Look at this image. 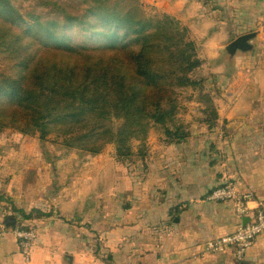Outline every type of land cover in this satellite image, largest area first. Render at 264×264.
<instances>
[{
	"label": "crops",
	"instance_id": "0c3cea01",
	"mask_svg": "<svg viewBox=\"0 0 264 264\" xmlns=\"http://www.w3.org/2000/svg\"><path fill=\"white\" fill-rule=\"evenodd\" d=\"M162 1L141 0L155 5ZM203 2L173 0V10L170 2L164 7L168 15L178 20L186 18L184 25L191 29L195 22H216L217 14ZM235 23L238 18L223 23L225 28L215 34H231ZM257 24L254 31L258 32L255 41L258 55L237 52L229 57L235 63V71L244 70L241 68L249 64L255 68L252 60L257 58L254 82L257 91L238 93L236 99L240 101L233 102V108H230L232 94L225 93L223 96L227 98L219 100L221 107L213 112L205 111L206 117L201 110L190 111L189 115L192 112L203 118L211 116L214 124L208 125L206 119L187 123L190 135L180 143H167L164 138L159 141L150 132L148 156L132 165V173L123 171L118 175L107 150L95 158L73 160V171L61 174L67 181L62 193L57 195L58 199L65 198V206L60 210L71 229H64L62 221L53 215L31 220L35 221L38 236L28 258L21 251L15 229L6 223V211L10 207L9 197L23 209L21 213L38 209L31 198L39 191L26 188L27 174L20 176L28 166L24 160L26 145L23 142L18 150H13L9 166L18 175L4 185L6 173H0V199H3L0 201V264H264V233L242 261L235 258L233 250L202 253L206 242L233 233L238 225L233 203L206 199L212 190L231 183L239 192L252 193L264 204V2ZM247 33L251 31L242 35ZM225 46H219L216 51L224 55ZM211 57L216 56H208ZM248 81L246 78L243 82ZM240 85L242 90L246 88ZM237 87L234 84L233 88ZM194 104L203 107L197 101ZM239 104L241 109H236L234 105ZM223 132H226L225 141L219 139ZM111 169L114 172L110 175ZM90 187L97 196L90 195ZM123 194H127L128 204H109L110 197L118 202ZM99 198H103L101 203ZM106 212L110 213L108 218ZM95 231L101 236L99 245L108 246L103 254L92 252L90 244L97 237Z\"/></svg>",
	"mask_w": 264,
	"mask_h": 264
},
{
	"label": "trees",
	"instance_id": "16d2710c",
	"mask_svg": "<svg viewBox=\"0 0 264 264\" xmlns=\"http://www.w3.org/2000/svg\"><path fill=\"white\" fill-rule=\"evenodd\" d=\"M203 1L211 9L214 0ZM74 28L89 41L75 43ZM0 50L16 70L0 75V133L13 129L41 142L54 135L66 150L92 156L115 144L117 161L131 166L147 158L151 128L174 120L179 90L197 85L192 74L205 63L188 27L169 15H146L129 0L47 21L0 0ZM22 214L24 221L42 218Z\"/></svg>",
	"mask_w": 264,
	"mask_h": 264
},
{
	"label": "rangeland",
	"instance_id": "374dc122",
	"mask_svg": "<svg viewBox=\"0 0 264 264\" xmlns=\"http://www.w3.org/2000/svg\"><path fill=\"white\" fill-rule=\"evenodd\" d=\"M14 5L20 10V12L24 15L34 14L35 16H39L42 20H61L66 13H71L74 15H83L87 14L90 8H98L101 6L106 5H113L116 0H12ZM131 6L142 7L146 15L151 17H163V15H168L165 12L166 7L164 5L170 2V10L174 9L173 0H163L158 5L154 3H146L144 4L141 0H129ZM264 0H214L213 6L211 9L214 11V14H217V19L215 21H208V24L201 22H195V24L191 27L190 31V38L194 40L201 49V53L199 52V56L201 59H207L205 61L204 67L197 70L195 73L192 74V78L197 81V85L195 87L189 86L186 88H182L179 90L178 93V103H179V110L177 115L175 116L174 120L169 122L167 125H154L150 132L154 138L157 140H163L172 143H180L183 140V136H189L190 131L186 130L187 123H195V120L200 119V121L205 120L206 123L214 124L212 121V117L209 116L208 118H203L200 116H195L192 112L189 115L190 111L201 110L206 117L205 111L213 112V110L217 109V107H221L220 99H226L223 96L225 93H231V98L233 101L231 102L230 108H233V102L240 101L236 99L238 93L249 92L254 93L257 91L254 86V82L256 80V71H257V58L252 60L256 66L253 68V64H249V66L245 65L243 68L244 70H234L235 63L234 61L230 60V54L228 51L225 50L224 55L222 52H217L219 46L228 45V43L234 41L239 35H242L248 31H254L258 29V17L261 14V5ZM204 3V2H203ZM211 3V2H210ZM209 3V4H210ZM168 7V9H169ZM120 8H127L126 5L123 3L121 4ZM169 16L175 18L182 26L186 21V18H178L172 14ZM221 17L227 18V21L220 20ZM238 18V23H235L231 28H233L228 35H221L222 28L226 26L223 23L228 24L231 20H235ZM249 24V28L247 25ZM187 27V26H186ZM230 28V29H231ZM247 28L246 30H244ZM220 31L218 34L216 32ZM70 34L74 36V42L77 44H85L89 41V37H84L83 33L80 31L79 28H74ZM249 34V33H247ZM246 35V34H245ZM204 44H208L207 46ZM99 43L94 44V46H98ZM256 43L254 41V46L251 48L250 51L254 53L253 56L258 55V50L256 49ZM204 50V51H203ZM219 50V49H218ZM3 51L0 50V75H11L14 76L16 74V70L14 68L15 63L10 61V57L3 54ZM216 56L208 58V56ZM251 61V62H252ZM236 69L237 66H236ZM255 71V72H253ZM249 79L247 83L243 81ZM232 84V85H231ZM234 84H237V88H233ZM240 84H244L246 86L245 89L242 90V86ZM230 88V89H229ZM228 89V90H227ZM214 99L215 101H213ZM195 101L201 103L203 105L202 109L199 105H195ZM236 109H241V105L238 106L234 105ZM224 108V107H223ZM114 127L118 128L120 125V121L114 120L113 122ZM149 132V133H150ZM149 137V134H148ZM148 139V138H147ZM219 139L225 141L226 139V132L219 134ZM24 142V143H23ZM61 140H58L54 135L50 136L46 141L41 142L38 136H23L17 131L13 129H6L4 132L0 133V173H6L4 175V185L9 183L10 178L14 177L12 170L10 171V161H11V154L13 150H18V146L23 143L22 145L25 146V157L24 160L27 161L26 164L28 165L25 169V172H22L20 176L27 174V189H36L39 193L34 197L31 198L34 203L38 206V209L33 208L32 210H28V212L32 213L34 217L41 216V213H37L36 210L40 212L52 213L57 219H60L61 225L64 229H71L67 224L66 217L62 216L60 207L64 208L65 206V198L58 199L57 195L62 193L64 190V179H62L61 174L64 175L70 174L74 167H73V160L76 162L78 158L87 160V158H95V156L86 154L80 150H66L61 145ZM138 141H134L132 143L133 151L137 154L138 153ZM147 146V142H146ZM148 150V148H146ZM107 150L110 153V156L113 159V168L116 166V172L120 175L123 171L128 173H132L134 171L133 166L131 165H123L117 161L116 158V145L109 144L104 151ZM101 154V153H100ZM136 159V156L135 158ZM110 163L112 160L109 158ZM133 165H136L137 162H129ZM107 167L106 169H108ZM10 171V172H9ZM108 172V171H107ZM114 172V169L109 171ZM117 175V174H116ZM119 178V177H118ZM227 180V179H226ZM25 182V180H24ZM63 182V184H61ZM233 183V182H232ZM36 185L37 187H34ZM16 189V185L14 186ZM93 187H90V195L97 196V192ZM120 193V191H117ZM33 195V193H31ZM103 198H99L100 202ZM105 198V203H106ZM3 201V199H0ZM113 203H122L124 205L128 204L127 194H123L120 196V200L115 202L113 198H109V204ZM9 209L6 211V216L14 217L16 222L18 220L19 224L23 221V225L29 227L30 230L37 231L35 227V221H24L25 215H23L19 210H23L18 208L17 205L14 203L12 197H9L8 202ZM13 205V206H12ZM14 208L18 210L17 212H13L11 209ZM107 208V207H106ZM36 211V212H35ZM14 213V214H13ZM28 213V214H30ZM107 218L109 217L110 213H105ZM97 214H95L96 218ZM93 218V217H92ZM33 220V219H32ZM96 220V219H95ZM17 222V227L19 224ZM15 229V236H17V232L24 229ZM25 232L29 230H24ZM65 231V230H64ZM97 231V230H96ZM94 232L97 237H94L93 243L90 244L91 248L93 249L94 255L103 254L105 250L108 249V246L99 245L100 242V234L98 235L97 232ZM92 233V232H90ZM38 233L36 232V236ZM93 235V234H90ZM20 244V243H19ZM34 242L30 247V252L33 248ZM22 253H24L23 247H21ZM26 256V255H25Z\"/></svg>",
	"mask_w": 264,
	"mask_h": 264
},
{
	"label": "built area",
	"instance_id": "2783aa9c",
	"mask_svg": "<svg viewBox=\"0 0 264 264\" xmlns=\"http://www.w3.org/2000/svg\"><path fill=\"white\" fill-rule=\"evenodd\" d=\"M206 199L211 202L233 203L238 225L233 233L206 242L202 253L217 254L233 250L238 261L244 260L256 239L264 233V204L252 193L239 192L231 183L215 188ZM251 203L256 204V207H251ZM245 218L249 219L246 224L243 223ZM16 234L25 257H30V247L35 242L36 232L33 229L27 232L20 230Z\"/></svg>",
	"mask_w": 264,
	"mask_h": 264
},
{
	"label": "water",
	"instance_id": "95a60500",
	"mask_svg": "<svg viewBox=\"0 0 264 264\" xmlns=\"http://www.w3.org/2000/svg\"><path fill=\"white\" fill-rule=\"evenodd\" d=\"M258 32L249 33L246 35H242L232 41L229 45L222 48V51H228L229 53H235L236 51H250L254 46V41L257 40ZM249 221L248 218L243 220V223L246 224Z\"/></svg>",
	"mask_w": 264,
	"mask_h": 264
},
{
	"label": "flooded vegetation",
	"instance_id": "af4514ba",
	"mask_svg": "<svg viewBox=\"0 0 264 264\" xmlns=\"http://www.w3.org/2000/svg\"><path fill=\"white\" fill-rule=\"evenodd\" d=\"M237 52H247V51H242V50H239V51H236L235 53H230L232 55L236 54ZM231 56V55H230Z\"/></svg>",
	"mask_w": 264,
	"mask_h": 264
}]
</instances>
